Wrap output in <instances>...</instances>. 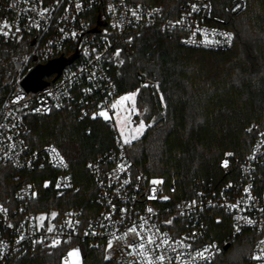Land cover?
<instances>
[{
  "label": "built area",
  "instance_id": "obj_1",
  "mask_svg": "<svg viewBox=\"0 0 264 264\" xmlns=\"http://www.w3.org/2000/svg\"><path fill=\"white\" fill-rule=\"evenodd\" d=\"M245 8V0H232L222 16L213 0H0V39L26 41L29 51L1 80L8 91L0 105V166L11 167L19 184L12 194L0 193V264L61 247L63 262L72 248L82 264L96 249L121 264H210L246 232L254 234L251 264H264L263 127L246 128L253 135L249 153H225L218 177L194 178L187 188L175 179H149L115 118L123 93L113 58L121 45L131 46L129 31L158 26L178 35L184 47L224 52L235 44L229 23ZM74 57L60 76L44 78L43 89L23 86L32 68ZM152 87L159 95L158 83ZM53 111L70 112L79 122L102 121L112 131L114 145L86 163L96 185L92 210L39 209L35 174L42 189L60 195L75 186L72 165L55 146L29 142L28 116ZM222 222L231 229L218 239L214 224Z\"/></svg>",
  "mask_w": 264,
  "mask_h": 264
},
{
  "label": "trees",
  "instance_id": "obj_2",
  "mask_svg": "<svg viewBox=\"0 0 264 264\" xmlns=\"http://www.w3.org/2000/svg\"><path fill=\"white\" fill-rule=\"evenodd\" d=\"M152 1V0H141ZM232 0H213L214 13L225 16ZM246 8L229 23L235 44L231 50L214 52L187 48L178 35L160 27L128 32L131 46L121 45L113 58V76L119 90L137 91L136 106L148 124L140 139L129 144L136 166L149 179H174L190 188L194 178L220 175L219 161L227 152L249 153L253 135L246 128H264V0H245ZM26 42L0 39V79L8 71L11 56H23ZM10 64V62H9ZM146 80L158 83L162 100ZM7 92L0 85V105ZM165 104L166 114L160 109ZM33 146L53 145L71 163L74 189L59 194L42 189L39 173L35 182L41 194L40 210L58 207L61 212L82 206L92 210L96 185L86 163L114 145L112 131L102 121L79 122L66 111L28 116ZM90 127L91 131L86 132ZM258 184L264 188V167ZM11 167L0 166V193L12 194L19 181ZM217 238L230 232V222L214 224ZM254 234L246 232L210 264H251ZM66 249L38 250L33 256L14 258L11 264H64ZM87 264H121L101 249L89 250Z\"/></svg>",
  "mask_w": 264,
  "mask_h": 264
},
{
  "label": "rangeland",
  "instance_id": "obj_3",
  "mask_svg": "<svg viewBox=\"0 0 264 264\" xmlns=\"http://www.w3.org/2000/svg\"><path fill=\"white\" fill-rule=\"evenodd\" d=\"M26 45H27V43H26ZM26 52L27 53L29 52L28 48H27ZM26 54H24L23 56L22 55L21 56H19V55L18 56L17 55L11 56L10 61H9L10 64H9V62H7L5 65L6 68L9 71H11V69H12V63L11 62L14 59H21V58L25 59ZM42 66H44V68L46 67V65H42ZM37 67L32 68L30 73H32ZM2 78L0 79L1 87H3L2 83H1ZM153 83L154 82L151 80H146L145 85H149L150 87H152ZM3 88L6 90V92L8 91V88H5V87H3ZM132 94H135L134 97L127 99V100L122 99L123 97H131ZM136 96H137V91L123 92V96L121 98V103H120L119 108L117 109V112L115 114V118L117 120V125H118L119 129L121 130V132L123 133V136L129 142V144H132L133 142L140 139L142 137V135L145 133V131L148 129V127L154 123L155 118H156V117H153L148 124L146 123L145 120H143L142 113L138 110V108L136 106ZM159 96L162 100L161 91H160ZM160 110H161L160 112L162 114H164V115L166 114L164 102L162 103V108ZM67 256H68V259L65 260L64 264H82L81 253L79 250L71 248L68 250Z\"/></svg>",
  "mask_w": 264,
  "mask_h": 264
},
{
  "label": "water",
  "instance_id": "obj_4",
  "mask_svg": "<svg viewBox=\"0 0 264 264\" xmlns=\"http://www.w3.org/2000/svg\"><path fill=\"white\" fill-rule=\"evenodd\" d=\"M96 31V29L94 30ZM34 43H32L33 45ZM76 57L70 60H57L51 62L50 64L44 66H38L32 73H30L23 82V86L27 91H38L43 89L48 85V83L44 80L45 77L51 76L54 73H57L58 76L61 75L64 68L72 63ZM230 244L224 247V250H228L230 248Z\"/></svg>",
  "mask_w": 264,
  "mask_h": 264
},
{
  "label": "snow or ice",
  "instance_id": "obj_5",
  "mask_svg": "<svg viewBox=\"0 0 264 264\" xmlns=\"http://www.w3.org/2000/svg\"><path fill=\"white\" fill-rule=\"evenodd\" d=\"M4 27H8V25L5 24ZM5 35H7V33H5ZM134 95H135V94H132L131 97H123L122 99H124V100L130 99V98L134 97ZM113 107H115V105H113ZM154 183H156V182L154 181ZM49 231H51V229H49ZM130 231H131V232H136V229L133 228V229H130ZM150 242H151V241H150ZM56 243H59V241H55V242H54V244H56ZM165 243H166V241H165ZM262 243H264V242H262ZM140 247L143 248V244H141ZM70 255H71V254H70ZM198 255H202V254H198ZM159 259L162 261V260L164 259V257L161 256V257H159Z\"/></svg>",
  "mask_w": 264,
  "mask_h": 264
}]
</instances>
